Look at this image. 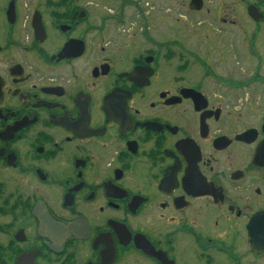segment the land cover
Masks as SVG:
<instances>
[{
    "label": "flooded vegetation",
    "instance_id": "1",
    "mask_svg": "<svg viewBox=\"0 0 264 264\" xmlns=\"http://www.w3.org/2000/svg\"><path fill=\"white\" fill-rule=\"evenodd\" d=\"M0 264H264V0H0Z\"/></svg>",
    "mask_w": 264,
    "mask_h": 264
}]
</instances>
